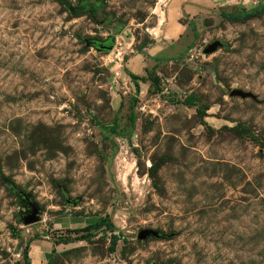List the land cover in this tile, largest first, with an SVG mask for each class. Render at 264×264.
<instances>
[{
	"label": "rangeland",
	"instance_id": "rangeland-1",
	"mask_svg": "<svg viewBox=\"0 0 264 264\" xmlns=\"http://www.w3.org/2000/svg\"><path fill=\"white\" fill-rule=\"evenodd\" d=\"M202 1L0 0V264H264V0Z\"/></svg>",
	"mask_w": 264,
	"mask_h": 264
},
{
	"label": "trees",
	"instance_id": "trees-1",
	"mask_svg": "<svg viewBox=\"0 0 264 264\" xmlns=\"http://www.w3.org/2000/svg\"><path fill=\"white\" fill-rule=\"evenodd\" d=\"M83 2V3H82ZM80 3V5L78 6L77 9H80L82 10V8L80 7L81 5L83 6L84 5V8H85V2L82 1ZM264 9V5L260 6L259 8H251V9H248V10H242V12H237V13H226V14H223L224 16L230 18V19H238L240 17H248V16H254V15H257L261 10ZM91 12L90 14H92V10L89 11ZM110 44V43H108ZM95 45V44H94ZM131 76V79H135L137 76H135L134 74H130ZM133 84H134V87H135V91L138 90V86H137V82L133 80ZM154 87H155V83H154ZM196 97L193 95V94H187L185 97H184V100L182 101L183 104H186V105H194V102L196 101ZM132 101H134V98H132ZM207 107H203L201 110L200 109H197V114L200 118H202L203 116V113L204 111L206 110ZM114 130L113 128H111V131ZM102 221L104 220H101V221H97L95 222L94 224H87L85 226H82L80 228H74V229H70V232H72L74 235H76L77 238H75L76 240H85L87 238H89V236L91 235V233L89 232V230L91 228H97L99 227V225L102 223ZM104 223H106V225L108 226V228H111V224L110 222L108 221H105ZM114 243V241L112 242Z\"/></svg>",
	"mask_w": 264,
	"mask_h": 264
},
{
	"label": "crops",
	"instance_id": "crops-1",
	"mask_svg": "<svg viewBox=\"0 0 264 264\" xmlns=\"http://www.w3.org/2000/svg\"><path fill=\"white\" fill-rule=\"evenodd\" d=\"M189 1L191 3L190 2L189 3H185V2H183V0H174L175 4H177L179 6V8H180L179 11H181V9H182L184 11L193 10V11L197 12V11H200V8H198L199 6L200 7H205L206 5H208L205 1H202V0H189ZM192 2H196L199 6L193 5ZM173 4H171V5H173ZM173 27H174L173 30L175 32V35H178L182 31L181 29L183 28V26L180 25L179 23H177ZM165 33H166V31H164V32L162 31V35L159 37L160 40L154 39L155 36H150L153 39V43H155L157 45L160 44L162 42V38L164 37ZM159 51L161 52V50H159ZM157 53H159V52L158 51L155 52V54H157ZM155 54H153V57H156ZM157 55H158V57L160 56V54H157ZM158 57H156V58L158 59ZM36 248H38L37 245H34V249L33 250L31 249V252H33V254H32L33 257H38V253L35 250ZM43 256H46V254L42 255V253H41V255H39V258L44 259Z\"/></svg>",
	"mask_w": 264,
	"mask_h": 264
},
{
	"label": "water",
	"instance_id": "water-1",
	"mask_svg": "<svg viewBox=\"0 0 264 264\" xmlns=\"http://www.w3.org/2000/svg\"><path fill=\"white\" fill-rule=\"evenodd\" d=\"M108 48L110 49L111 47L108 46ZM230 94H238L239 96H243V93L238 92L236 90H232L230 91ZM27 206H28V213L23 217L22 222L24 224H28L31 222H34L37 220V216L35 215L37 213V208L34 206V204L27 202ZM147 233V231H140L138 233L137 237H143L145 236V234Z\"/></svg>",
	"mask_w": 264,
	"mask_h": 264
}]
</instances>
